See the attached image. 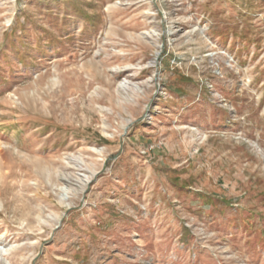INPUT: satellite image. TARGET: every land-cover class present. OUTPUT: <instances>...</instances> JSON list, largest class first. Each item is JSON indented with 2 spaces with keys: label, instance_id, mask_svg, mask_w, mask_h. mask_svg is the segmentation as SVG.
Returning a JSON list of instances; mask_svg holds the SVG:
<instances>
[{
  "label": "rangeland",
  "instance_id": "obj_1",
  "mask_svg": "<svg viewBox=\"0 0 264 264\" xmlns=\"http://www.w3.org/2000/svg\"><path fill=\"white\" fill-rule=\"evenodd\" d=\"M0 264H264V0H0Z\"/></svg>",
  "mask_w": 264,
  "mask_h": 264
},
{
  "label": "bare ground",
  "instance_id": "obj_2",
  "mask_svg": "<svg viewBox=\"0 0 264 264\" xmlns=\"http://www.w3.org/2000/svg\"><path fill=\"white\" fill-rule=\"evenodd\" d=\"M139 38V37H138ZM158 47V46H157ZM158 52V50L156 51V53ZM154 62V60H152V61H150V62H148V64H152ZM130 65V64H129ZM128 66V65H127ZM119 89H121V90H133V92H137L138 94H139V92L141 91V89L140 88H138L137 87V85L136 86H133V85H131V83H129V81H127V80H123V81H121L120 83H119V85H118V88H117V90H116V92L117 93H119L120 92V90ZM133 92H131V93H133ZM144 93V92H143ZM123 94V93H122ZM135 97V96H134ZM132 98V97H131ZM124 99V98H123ZM124 101V100H123ZM126 101V100H125ZM134 101V100H133ZM129 104V103H128ZM127 104V105H128ZM130 105V104H129ZM92 175H93V173H88V174H86V173H83V174H80V178L78 179L79 181V189L81 190L82 189V187L83 186H85L86 185V183L90 180V178L92 177ZM38 217H40V216H38ZM55 217V219L56 220H58L59 221V215H57V216H54Z\"/></svg>",
  "mask_w": 264,
  "mask_h": 264
}]
</instances>
